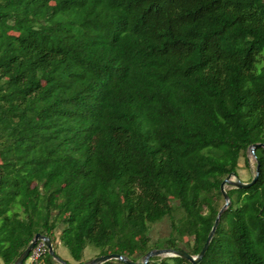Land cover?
Listing matches in <instances>:
<instances>
[{
    "label": "trees",
    "instance_id": "16d2710c",
    "mask_svg": "<svg viewBox=\"0 0 264 264\" xmlns=\"http://www.w3.org/2000/svg\"><path fill=\"white\" fill-rule=\"evenodd\" d=\"M251 143L264 144V0H0V264L35 233L76 264L87 245L195 255ZM254 155L256 179L225 189L195 264H264Z\"/></svg>",
    "mask_w": 264,
    "mask_h": 264
},
{
    "label": "water",
    "instance_id": "95a60500",
    "mask_svg": "<svg viewBox=\"0 0 264 264\" xmlns=\"http://www.w3.org/2000/svg\"><path fill=\"white\" fill-rule=\"evenodd\" d=\"M256 147L264 148V144L263 143H251L246 148V152L254 158V170H253V174L251 175V178L249 181H241L238 178L231 179L230 177L235 176V175L234 174H227L219 182L218 189H219V192H220L221 197H222V204L220 205L219 209L217 210L215 217L213 219L212 225H211V227L207 233V236H206V238H205V240H204V242H203V244H202V246H201V248L197 254L191 255L186 250H184L182 248L175 249V248H170V247H162V248L149 249L139 258V260H136V261H134V260H132V259H130L124 255L118 254V253H107V254H100V255L93 256L92 258H89L80 264H101L102 262H104L106 260H110V259L119 260L125 264H145L150 259V257L157 256L161 253H164L165 254L164 256H178V257H181V258L187 260L188 262H190L192 264H195L196 262H198L200 260V258L202 257V255H203V253L207 247V244H208V242L212 236V233L214 231L215 225L218 221L219 214L229 204V199H228V196L226 194L224 185L228 184V185L235 187V188H245V187L249 186L250 184H252L253 181L256 179L257 174H258V163H257V161L255 159V155H254V149ZM38 239H41L44 242L47 254L50 255L54 260H56L60 264H71V263L65 262L64 260H61L56 255V253L54 252L50 239L47 236L40 234V233H35L32 236V238L29 240L27 245L18 254V256L14 259V261L11 264H20L23 261V259L26 258L29 251L31 250V248L34 246V244L36 243V241Z\"/></svg>",
    "mask_w": 264,
    "mask_h": 264
},
{
    "label": "rangeland",
    "instance_id": "374dc122",
    "mask_svg": "<svg viewBox=\"0 0 264 264\" xmlns=\"http://www.w3.org/2000/svg\"><path fill=\"white\" fill-rule=\"evenodd\" d=\"M244 157L246 161H244L243 157H241L238 161V170H237L238 176H231L230 177L231 179L238 178L241 181H246L253 174L254 158L247 152L244 153ZM229 187L230 185L228 184L224 185L225 189ZM168 232H169V219L168 217L165 216L159 222L151 226L149 231V236L151 238V241L154 242V241L162 240L164 237L168 235ZM96 252L97 250L94 247L90 245L85 246L82 252L81 263H83L89 258H92ZM55 253L61 260H64L65 262L71 264L74 263V261L71 259L69 255L67 248L62 244H60L58 241L55 244Z\"/></svg>",
    "mask_w": 264,
    "mask_h": 264
},
{
    "label": "built area",
    "instance_id": "2783aa9c",
    "mask_svg": "<svg viewBox=\"0 0 264 264\" xmlns=\"http://www.w3.org/2000/svg\"><path fill=\"white\" fill-rule=\"evenodd\" d=\"M44 251H46L44 242L38 239L20 264H40L38 259Z\"/></svg>",
    "mask_w": 264,
    "mask_h": 264
},
{
    "label": "bare ground",
    "instance_id": "6f19581e",
    "mask_svg": "<svg viewBox=\"0 0 264 264\" xmlns=\"http://www.w3.org/2000/svg\"><path fill=\"white\" fill-rule=\"evenodd\" d=\"M226 185V184H225ZM165 254L164 253H161V254H159V255H157V256H159V257H161V256H164ZM56 261V260H55ZM57 262V261H56ZM57 263H59V262H57ZM60 264V263H59Z\"/></svg>",
    "mask_w": 264,
    "mask_h": 264
},
{
    "label": "crops",
    "instance_id": "0c3cea01",
    "mask_svg": "<svg viewBox=\"0 0 264 264\" xmlns=\"http://www.w3.org/2000/svg\"><path fill=\"white\" fill-rule=\"evenodd\" d=\"M73 264H76V262H74Z\"/></svg>",
    "mask_w": 264,
    "mask_h": 264
}]
</instances>
